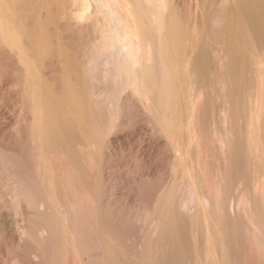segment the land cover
Returning <instances> with one entry per match:
<instances>
[{
    "label": "bare ground",
    "instance_id": "6f19581e",
    "mask_svg": "<svg viewBox=\"0 0 264 264\" xmlns=\"http://www.w3.org/2000/svg\"><path fill=\"white\" fill-rule=\"evenodd\" d=\"M34 238L48 264H264V0H0V239L40 264Z\"/></svg>",
    "mask_w": 264,
    "mask_h": 264
},
{
    "label": "rangeland",
    "instance_id": "374dc122",
    "mask_svg": "<svg viewBox=\"0 0 264 264\" xmlns=\"http://www.w3.org/2000/svg\"><path fill=\"white\" fill-rule=\"evenodd\" d=\"M169 174H170V175L173 174V173H171L170 169H168V174H167V175L169 176ZM179 174H180V172H178V174L176 175L177 178H178V179H183V180H184L183 175H182V174L179 175ZM167 175H166V176H167ZM181 175H182V177H181ZM168 176H167V177H168ZM179 176H180V177H179ZM168 179H171V176H170V178H168ZM183 180H182V181L179 180V182L182 183V184H181V187H182L183 189L186 188V189L184 190V192L186 193L187 186H186V184L184 185L185 187L183 186V184L185 183V182H183ZM162 182H163V181H160V183H162ZM160 183H159V184H160ZM162 184H163V183H162ZM157 185H158V184H157ZM157 185H156V186L152 185L150 188H151V189H155L156 187H158ZM160 185H161V184H160ZM179 186H180V183H179ZM181 187H179V191H180V190H181V191L183 190ZM150 188H149V191L151 190ZM180 188H181V189H180ZM151 191H152V190H151ZM151 191H150V192H151ZM150 192H149V193H150ZM184 192H181L180 194H181V196L184 195L185 198H186V197H187V195H186L187 193L185 194ZM184 196H182V198H183ZM185 198H184V199H185ZM12 208H13V207H12ZM12 208H10V212L12 213V215H11V219H14L16 216H15V212H14V211H11ZM12 210H13V209H12ZM29 210H30V208H29ZM13 214H14V217L12 218ZM25 215L28 216L27 218L32 217V218H35V219H33V220H31L32 218L26 219V218H25V217H26ZM22 217H24V219H26V222H27L28 220H29V221L26 223L25 220H24ZM19 218H20L21 220H20ZM17 219H18L19 223H21L22 220L25 222V224H24V222H22V225L24 224V228H27V227H28L29 225H31V224H32V225H35L36 223H37V224L39 223V225H40V227H41L43 221H45V220H43V219H45V218H40V217L36 216L35 214H34V215H33V214L31 215V213H30V214H29V213H28V214L26 213V214L22 215L21 217L19 216ZM46 220H47V219H46ZM83 220H84V219H83ZM34 221H36V222H34ZM38 221H39V222H38ZM28 223H31V224L27 225ZM37 227H39V226H37ZM37 227H36V225H35V226H31V228H30V226H29V228H30L32 231H34L35 229H37ZM40 227H39V228H40ZM81 227H83V226L81 225ZM81 231H82V229H81ZM36 232H39V229H38L37 231H36V230L34 231V233H35V236H34V237H37V236H36ZM39 239H40V238H38V240H39ZM34 240H35L36 242H38V240L35 239V238H34V239H31L30 242L27 243V246H26V245L24 246V249H25V247H27V248H26V251L23 250V251H25V252H23V254H26L30 249H36V250L39 249L38 251H41L40 253H41L42 258H43L42 263H44V264L47 263V264H48V263H49V260L47 259L48 257L45 258V256H47V253H46V252H49V250L51 249V248H49V245H50V244L45 245L44 243L47 244V242H44V240L41 239L42 241L39 240V242H40V243L43 242L44 246H43V244H39V242H38V244H39V245H38V244H36V242H35ZM1 241H2V239H0V242H1ZM33 241H34V242H33ZM6 243H7V242H4V240L0 243V245L2 246V247H1V248H2V251H1V249H0V252H1V253H0V257L3 256L2 254H5V253H6V254L1 258L2 261L5 262L6 264H14V263L16 264V262H15L13 259H14V255L16 254L15 252H17V251H16V249H14L15 252H13L12 249L14 248V246H11L9 243H7V244H6ZM34 243H35V244H34ZM2 244H3V245H2ZM29 244H30L31 248H29V247H30V246H28ZM32 244H33V246H32ZM36 245H37V246H36ZM40 245H41V246H40ZM4 246H5V248H4ZM42 246H43V248H42ZM8 247H9V248H8ZM6 249H7V250H6ZM28 249H29V250H28ZM46 250H48V251H46ZM21 251H22V250L20 249V252H21ZM21 253H22V252H21ZM6 255H7V256H6ZM11 255H12V256H11ZM7 257H8V258H7ZM71 257H72V256H70V258H68V262H69V263L67 262L68 264H80V263H81L79 260H77V258L75 259L74 256H73L72 258H71ZM10 258H11V259H10ZM12 258H13V259H12ZM44 258H45V260H44ZM6 259H8V261H5ZM74 259H75V260H74ZM9 260H10V261L13 260V262H12V261L9 262ZM72 260H73V261H72ZM43 261H44V262H43ZM45 261H46V263H45ZM47 261H48V262H47ZM78 261H79L80 263H79ZM42 263H40V264H42ZM81 264H82V263H81Z\"/></svg>",
    "mask_w": 264,
    "mask_h": 264
}]
</instances>
